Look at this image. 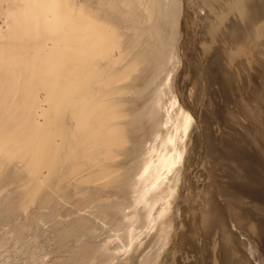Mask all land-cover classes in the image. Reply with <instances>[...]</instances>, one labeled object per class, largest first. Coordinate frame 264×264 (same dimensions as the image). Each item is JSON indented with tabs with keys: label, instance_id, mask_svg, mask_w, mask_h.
Wrapping results in <instances>:
<instances>
[{
	"label": "bare ground",
	"instance_id": "bare-ground-1",
	"mask_svg": "<svg viewBox=\"0 0 264 264\" xmlns=\"http://www.w3.org/2000/svg\"><path fill=\"white\" fill-rule=\"evenodd\" d=\"M10 1H13L14 7L4 13L10 19L7 33L1 32L0 28V152L5 153L8 159L35 162L38 171L35 176L41 175L44 170L51 174L61 171L60 176L65 181L71 176L80 175V181L87 183L108 176L115 170L116 160H112L115 152L125 151L123 148L128 141L125 128H130L131 124L123 126L128 123L126 118L127 122L122 124L125 102L124 105L121 103V107V100L111 93V86L106 90V82L112 85L122 77L129 81L131 77L124 76L137 66L132 61L131 68L128 69L129 66L128 71H123L126 74L122 72L124 75L119 78L120 73L116 74L114 68L110 70L109 64H104L105 61L112 64L118 62L120 57H127L128 54L118 51L124 56L118 58L115 55L123 43L120 20L116 19L115 13L117 1L114 0V3L112 0L113 5L103 4L106 2L104 0ZM186 1L192 10L189 17L194 36L192 55H185V60L191 61L190 68L195 75L191 84L200 96L208 95L201 88L199 80L205 74L211 79L207 84H216L221 92V100L226 101L233 82L227 70L239 63L240 56H246L247 60L252 58L259 40L264 36V0ZM3 2L5 0H0V5ZM199 9L206 11V18L199 15ZM121 61L118 63L121 64ZM107 67L110 68L109 73L112 72V78L107 73ZM216 69L218 73L216 71L212 75ZM200 71L201 75L198 74ZM116 76H119L117 81ZM176 80L173 87H176ZM117 85H120V81ZM122 85L127 89L125 82ZM105 90L111 91L104 94ZM193 96H190L191 99L195 98ZM187 103L188 107L193 108L191 101ZM158 105L162 109L161 117L159 110L153 114L157 117L155 124L162 125V128L158 125L161 136L157 134L160 136L159 142L150 150L146 157L148 161L143 162L145 165L140 168L142 173L137 181L141 184L135 197V207L144 204V211L138 212L141 223L155 230L157 243L154 249L151 247L150 254L143 258L139 255L138 259L135 257V262L130 260V264H168L159 259L163 248L161 239L165 238L166 245L170 244L172 250L171 262L175 264H238L251 258L255 250L253 252L250 247L245 251V245L240 247L241 243L246 242H239L230 228L231 223L227 225L221 208L210 195L207 183H203L209 174L200 156H197L199 159L194 155L189 158L190 165L197 169V180L193 183L186 180L183 184L181 203L176 204L180 197L177 186L168 197L157 193L165 185L164 175L172 173L185 158L184 138L194 123L193 113L186 109L187 105L179 103L176 95L160 98ZM200 109L198 112L195 110L196 113H201ZM203 144L201 140L198 146L202 147ZM93 149L105 151V157L100 158L99 151H95L94 154L97 153L99 157H96L97 160L91 159ZM96 166L99 168L96 169ZM38 185L32 187L36 189ZM185 202L187 207L194 203V211L187 212L182 204ZM251 229L256 230V223ZM238 249L244 255H236ZM180 257H189V261L181 263Z\"/></svg>",
	"mask_w": 264,
	"mask_h": 264
},
{
	"label": "rangeland",
	"instance_id": "rangeland-1",
	"mask_svg": "<svg viewBox=\"0 0 264 264\" xmlns=\"http://www.w3.org/2000/svg\"><path fill=\"white\" fill-rule=\"evenodd\" d=\"M104 1L106 2L102 3L108 5L118 2L115 3L116 19L120 20L121 34L125 38L121 37L123 43L121 42L115 55L120 57L128 52L127 57H122L125 60L121 57L118 59L126 61L125 63L121 61L119 64L116 61L117 63L112 64L105 61L104 64H109L108 67L111 68L107 67V73L114 68L116 74H121L120 77L116 76L117 81L118 77L121 78L131 68L132 61L133 65H137L129 71L130 74L124 76L131 77L129 81L122 77L110 85L103 77L107 84L106 90L111 86V93L121 100H118L120 106L122 107L123 102L126 105L122 107V124L127 122L126 118L128 123L123 126L131 124L130 128H125L128 141L126 140V147L123 149L126 152H115V158L119 157L112 159L116 160L112 173L89 183L80 181V175L71 176L73 178L65 181L60 176L61 171L51 174L44 170L36 177L38 171L35 162L19 158L8 159L5 153L0 152V264H130L136 258L150 254L157 243L156 233L154 229L143 226L142 219L138 216V212H142V209L144 211V204L135 207V197L141 184L137 180L145 165L143 162L148 161L146 157L153 146L158 144L161 136L159 128L162 125L156 123L155 128L157 117L153 113L157 114L155 110H159L161 117L162 109L158 105L160 98L166 99L170 95H176L180 104L187 105L186 109L193 113L194 123L184 138L185 158L175 166L172 173L164 175L165 185L157 193L168 197L177 186L180 197L176 204L181 203L183 184L197 180V169L190 165L189 158L191 155L200 156V160L202 158L206 163L209 174L203 183H207L210 195L221 208L227 225L231 223L230 228L239 242L245 240L246 243H241L240 247L246 246L243 248L245 251L251 247L253 252L255 250L254 257L251 256L254 264H264V252L250 238L260 234H257V229H251L256 221L250 216L247 218L241 215V208L252 204L264 213V205L243 194L258 192L264 196V36L253 53L255 56L252 55L249 60L246 56H240L239 63L227 70L232 75L233 82L226 101L221 100V92L216 84H207L211 79L205 74L199 80L201 79V88L208 95L202 97L191 84L195 76L190 68L191 61L185 60L186 54L192 55L191 45L194 42L192 20L189 17L192 10L186 0ZM13 7V1L10 0H5L0 5V28L3 33H7V24L10 22L4 13ZM199 15L206 18V11L199 9ZM118 51L124 54L121 55ZM118 65L121 69L115 67ZM216 71L217 69L212 75ZM200 73L202 74L201 71L198 74ZM174 79H177V90L173 87ZM119 81L120 85H117ZM122 82L127 86L130 83V87H121ZM180 85L182 86L179 87ZM106 90L104 94L111 91ZM40 94L44 97L43 91ZM193 94L195 98L191 99ZM189 101L193 108L188 107ZM194 101H198V104ZM157 105L159 109L156 108ZM198 109L201 113H196ZM165 127L164 125L163 128ZM201 140L204 144L199 147ZM95 151H99L100 158L105 157L104 150L100 152L99 149H93L92 153ZM99 156L97 153L91 154L90 158L97 160L96 157ZM98 166L96 169L100 167ZM32 184L38 185V188L34 189L37 186ZM29 186L34 188H28ZM151 202L148 203L152 204ZM182 204L187 212L194 211V203L189 207L186 206L187 202ZM243 223L246 225L243 226ZM229 232L237 240L230 229ZM129 233L133 235L132 241ZM161 240L163 248L159 259L173 264L170 244L166 245V238ZM237 251L236 255L243 254L239 249ZM132 255L136 256L131 258ZM185 258L180 257L179 261H189V257ZM134 262L132 263L135 264Z\"/></svg>",
	"mask_w": 264,
	"mask_h": 264
},
{
	"label": "water",
	"instance_id": "water-1",
	"mask_svg": "<svg viewBox=\"0 0 264 264\" xmlns=\"http://www.w3.org/2000/svg\"><path fill=\"white\" fill-rule=\"evenodd\" d=\"M243 194L247 195L250 200L264 205V196L260 195L258 192H244ZM241 215L247 218L248 216H250L256 221V229H258L260 234L258 238L256 237L254 238L250 236L249 237L254 239L257 242V245L259 246V248L264 252V213L260 212L259 208L255 204H252V205H247L244 208H241ZM245 225L246 223H243V226ZM238 264H254V262H253V259L246 258V260L240 261L238 262Z\"/></svg>",
	"mask_w": 264,
	"mask_h": 264
}]
</instances>
